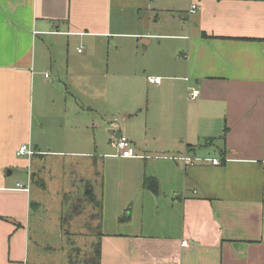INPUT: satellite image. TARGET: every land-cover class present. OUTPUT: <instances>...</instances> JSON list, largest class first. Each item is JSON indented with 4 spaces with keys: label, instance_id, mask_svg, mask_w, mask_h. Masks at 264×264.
Returning a JSON list of instances; mask_svg holds the SVG:
<instances>
[{
    "label": "crops",
    "instance_id": "1",
    "mask_svg": "<svg viewBox=\"0 0 264 264\" xmlns=\"http://www.w3.org/2000/svg\"><path fill=\"white\" fill-rule=\"evenodd\" d=\"M163 2L0 0V264H37L32 229L43 216L31 185L47 186L37 158L91 155L99 101L112 110L102 114L106 127L137 154L120 158L145 160L103 198L102 221L105 214L122 225L102 228L100 264H264V0ZM143 9L148 22L162 9L172 13L174 32L142 27ZM79 41L117 53L102 71ZM50 67L56 78L46 75ZM26 143L35 154L15 182L30 186L21 189L7 165ZM184 153L192 163L171 157ZM153 202L160 222L139 228L138 214ZM125 213L130 223L120 220Z\"/></svg>",
    "mask_w": 264,
    "mask_h": 264
},
{
    "label": "rangeland",
    "instance_id": "2",
    "mask_svg": "<svg viewBox=\"0 0 264 264\" xmlns=\"http://www.w3.org/2000/svg\"><path fill=\"white\" fill-rule=\"evenodd\" d=\"M162 1H164L163 8H170L173 6L171 2H175V0ZM149 13L150 10L143 9L139 15L141 19L146 17V20L141 22L142 27L147 26L154 34H171L174 32L175 21L172 13L168 14L169 12L166 13L162 9L157 12V17L154 12L155 14L150 17L151 21L148 22ZM141 19L139 18V20ZM116 41L122 42L123 40L114 36L111 42L115 43ZM152 41H169L167 43L171 44V41H175V39L152 37ZM77 46L75 43V50ZM153 46L155 47V44ZM79 48L82 51L89 49L88 52L100 59L102 71L108 65L109 55L117 53L116 47L113 48V51L106 42L95 44L90 41H79ZM66 54L67 45L63 43L60 51L56 52L55 58L62 62L61 60L66 57ZM48 70L51 75L50 79L56 78V71L52 67ZM110 78L101 77L105 86H109ZM69 90L71 91L70 88ZM106 92V90H102L101 97ZM81 97L79 94V99ZM97 106L101 113V118L99 125L95 127L96 136L93 137L94 140L91 142V155L86 156L79 153H64L61 155L53 152V155L42 159L37 158L39 167L43 168L41 165H45V179L47 180L46 187H41L38 183L31 185L33 197L40 205L37 213H41L43 216L42 221L36 219L37 224L32 229L33 244L31 251L37 260V264H98L96 248L102 228L106 231L110 224L116 227L122 225L116 221V223L108 222V218L113 219L114 217L105 216V214L104 221H102L99 213L101 209L98 205L103 202V198L105 200L107 192L109 189L111 190L120 174L123 175L130 172V170L141 169L143 165L139 164L138 161L143 162L145 160L131 158L130 161L126 162L123 158H120L117 148L111 142L112 134L109 127H106V122L102 119L105 114H110L112 110L110 111L107 105L101 101L98 102ZM103 113L104 115L102 116ZM137 118L139 116L133 118V120ZM12 160L13 164L7 165V168L8 170L14 169L12 179L15 183L22 179L24 171L28 170L27 156L15 154ZM152 180H155L158 184L155 177L150 179L149 184ZM89 185L92 186L95 196L94 200L86 198L87 194L85 192ZM77 203H79V211L72 213V216L67 220L69 225L67 226L68 233H63L64 237H62L60 228L62 226L65 228L67 221L63 220L62 223L61 220L66 215H71V211ZM138 217L137 225L139 228L144 224L147 226L148 223L158 224L160 222L157 221L159 219V210L155 202L145 210L144 215L139 213ZM128 220L125 222L130 223L131 221Z\"/></svg>",
    "mask_w": 264,
    "mask_h": 264
},
{
    "label": "built area",
    "instance_id": "3",
    "mask_svg": "<svg viewBox=\"0 0 264 264\" xmlns=\"http://www.w3.org/2000/svg\"><path fill=\"white\" fill-rule=\"evenodd\" d=\"M199 8V5L195 2L192 3L191 5V12L196 11ZM81 50V49H79ZM46 75L48 76L49 73H46ZM162 77L161 76H153V77H149V81L150 82H161ZM189 97L190 98H196L199 95V91L196 88L193 87H189ZM112 144L117 148L118 150V154L124 157H134L135 152H134V148H133V143L132 141L125 135H120L119 137H114V140L112 141ZM17 154L19 156H32L33 154H35V152L33 151V149L31 148L30 145L28 144H23ZM174 159H181L185 164H190L193 162V158L191 156H189L187 153H184L182 156H171ZM213 163L218 164L220 163V161L218 159H213ZM29 185L28 184H23L21 182H18L16 185V188H21V189H29ZM183 244L187 245V240H183Z\"/></svg>",
    "mask_w": 264,
    "mask_h": 264
},
{
    "label": "trees",
    "instance_id": "4",
    "mask_svg": "<svg viewBox=\"0 0 264 264\" xmlns=\"http://www.w3.org/2000/svg\"><path fill=\"white\" fill-rule=\"evenodd\" d=\"M86 194H87V196H86V198H88L89 200H94L95 199V196H94V194H93V189H92V186L91 185H89V187L87 188V190H86V192H85ZM89 195V196H88ZM99 207H100V209H101V212H99L100 213V216L102 217V203L100 202L99 203V205H98ZM79 211V203H77L74 207H73V210L71 211V215L69 214V216L68 215H66L65 217H63V220H65V221H67L71 216H72V213H76V212H78ZM99 216V217H100ZM129 219V214L128 213H125V214H123L122 216H120V220L121 221H126V220H128ZM68 222V221H67ZM67 228V227H66ZM66 230V229H65ZM68 231V230H67ZM66 232V231H65ZM68 233V232H67ZM96 251H97V255H98V264H100L99 262H100V256H101V242L99 241L98 243H97V248H96ZM69 260V259H68ZM97 264V263H96Z\"/></svg>",
    "mask_w": 264,
    "mask_h": 264
},
{
    "label": "water",
    "instance_id": "5",
    "mask_svg": "<svg viewBox=\"0 0 264 264\" xmlns=\"http://www.w3.org/2000/svg\"><path fill=\"white\" fill-rule=\"evenodd\" d=\"M111 133H114L116 135V137H119L121 135V132L119 130H115V129H110ZM8 174H11V170L8 171ZM150 188L153 192H157L158 190V184L155 180H152L150 182Z\"/></svg>",
    "mask_w": 264,
    "mask_h": 264
}]
</instances>
